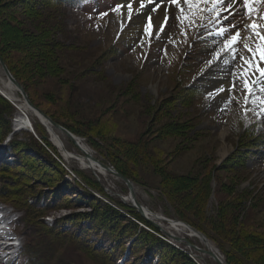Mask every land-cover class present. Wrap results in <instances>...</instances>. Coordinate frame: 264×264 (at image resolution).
Returning <instances> with one entry per match:
<instances>
[{"label":"rangeland","instance_id":"374dc122","mask_svg":"<svg viewBox=\"0 0 264 264\" xmlns=\"http://www.w3.org/2000/svg\"><path fill=\"white\" fill-rule=\"evenodd\" d=\"M134 3L142 10L123 15ZM250 3L251 13L243 0L230 8L200 4L201 12L183 0L179 6L171 0H0V51L29 99L65 121L100 162L131 172L141 204L205 234L228 264H261L254 259L264 255V78L254 71L264 67L258 51L264 42L246 27L254 23L264 35V0ZM161 7L167 20L155 32ZM134 17L142 27L133 23L137 36L122 40ZM228 20L243 39L223 50L228 36L217 33L232 30ZM240 56L252 61L246 74L255 83L247 99ZM6 78L0 65V83ZM233 82L234 91L217 93ZM0 95V136L11 129L0 140V203L20 210L11 228L25 245L18 261L0 264H114L122 255L117 264H190L185 255L216 264L190 249L192 242L202 249L199 240L171 230L182 239L174 242L152 224L159 231L136 223L129 208L140 213L124 180L113 173L99 177L61 158L54 146L58 157L39 120L31 115L37 134L18 129L23 111ZM252 96L257 117L248 126L243 113ZM62 135L67 148L79 152ZM170 181L171 193L164 189ZM27 213L36 222L29 230ZM52 220L59 238L49 234ZM141 224L154 235L140 232Z\"/></svg>","mask_w":264,"mask_h":264},{"label":"bare ground","instance_id":"6f19581e","mask_svg":"<svg viewBox=\"0 0 264 264\" xmlns=\"http://www.w3.org/2000/svg\"><path fill=\"white\" fill-rule=\"evenodd\" d=\"M137 4L138 3L132 4L130 10L129 9L123 10V15H125L126 17L127 16L131 17L134 12L141 11L142 9H141L140 5H137ZM167 15H168V13H167V11H165V9L163 7L159 8L156 16L154 17L155 32L158 30V27L161 24H163L164 21L167 20L166 19ZM128 19H126V20H128ZM129 23L130 24L126 27V29H124L121 32L120 37L122 38V40H127V39L133 40L137 36V31H136L137 26H134L133 23L140 25V28L142 27L141 26L142 22L138 18H135V17L132 18L131 22H129ZM112 28H115L114 25H112ZM116 32H117V30H116ZM221 82L223 84V81H221ZM220 84L221 83H219V85ZM228 85H229V83H228ZM18 91H19V89L16 87V85L13 83V81L10 78L7 77L5 80L1 79L0 93L3 94L4 96H6L8 99H10L12 102H14L17 105V107L21 110V112L23 111L22 112L23 114L18 113V115L16 116L17 117V120H16L17 124L16 125H17L18 129H26L27 130L29 127L28 126L29 123H32V127H33L35 133L37 134L35 124L33 121L34 118L32 117L34 115L35 118H37L39 120L41 125H43L45 127L46 132H48V135L50 136L49 141L51 143H53V146H55L59 150L63 159H65L67 161L74 159V160L78 161L84 169L93 170L95 172V174L99 177L112 174V172H110L109 169L104 167L102 162H100L98 159H92L90 157V154H93L92 150L90 149L89 145L87 146V144L84 143L78 136H75V138L78 142V143H75V145L80 149V150L78 149L79 152L70 151L67 148L66 142H65L64 137L62 135V133H64V132H62L58 128H55L36 109L31 107L28 104L26 98L23 97L22 93L20 92L22 95V96H20L19 95L20 93ZM226 92H224V93H226ZM245 105H246L245 106L246 108L244 109L245 114L243 113V118L245 119V124L249 126L250 124L253 123V121L257 117L255 112H254V108H253V96L251 98H249L248 100H246ZM37 124L39 125V123H37ZM21 126H24V127H21ZM227 152H228L227 149H224V151L221 154L222 155L221 157H224L227 154ZM3 154H4V149H0V160L1 161L3 160L2 157H4ZM0 164H1V162H0ZM133 190H134V186H133ZM134 195H135V191H134ZM135 198H136V200L138 199L136 197V195H135ZM137 203H140V202L137 200ZM141 205H142V209L140 208V212L144 214V216L142 215L143 219L148 217L151 220L158 223L160 225V227H157V228L162 232L163 231L166 232L167 235L169 234V237L172 238L173 241L175 240L177 242H181L182 239H181V237H179L177 234H175L171 230H173V231L175 230L177 233H179L181 235L182 234L185 235L184 238H186V240H190V239L195 238V239L199 240V242L204 244V247L202 249H205L207 252L212 253V255L210 253H206V254L212 258L213 262H215L216 264H228L226 262V260L224 259V257L222 256V254L218 251L216 246L206 236H203L200 232H199L200 235L197 234L196 231L193 230L194 228L189 227L188 225H186V223H184L182 221L171 220V219L166 220L167 217H165L164 215H161L160 213H156V212L152 211L149 207L145 206L144 204H141ZM0 208L2 209L3 212H5V215L10 214V212H11L10 210H5V208H3V207H0ZM165 222L168 223V226L163 225ZM14 228H15V226H14ZM173 235H174V238H173ZM5 236H6V233L1 231L0 232V239L4 238ZM186 242H188L187 245H191L189 243V241H186ZM199 248L200 247L198 245H195L192 242V246L190 247V249H194V250H196L195 252L201 253L200 255L203 257L204 252H200Z\"/></svg>","mask_w":264,"mask_h":264},{"label":"snow or ice","instance_id":"6c2138e0","mask_svg":"<svg viewBox=\"0 0 264 264\" xmlns=\"http://www.w3.org/2000/svg\"><path fill=\"white\" fill-rule=\"evenodd\" d=\"M232 2H233V0H227V3H225V0H183V4L187 5L189 10L195 9L196 12H201V11L206 10V9H201L199 7L200 4L212 3L215 6H219V5L223 4L225 7L230 8ZM171 3L172 4H176L177 6H179L180 0H171ZM243 3L248 7L249 13H251L253 9L251 7L250 0H243ZM211 11H215V7L213 9H211ZM216 15H217V18H220L221 12H217ZM232 15H234V14H232ZM186 19H188L189 22H193L192 17H186ZM224 19L227 20L228 18L224 17ZM228 23L231 25V29L232 30H235V29L238 28V26L236 24H233L231 20H228ZM246 27L250 28L255 33V36L258 37L262 42H264V35H262L261 32L256 31L258 25L253 23V24L247 25ZM150 28H151V24H149V26L146 29V31L150 30ZM232 30L226 29L224 27H220V29H219V31L217 33L218 35L227 34V36H228V38L225 40L224 49L223 50H232L233 48L238 47L239 44L241 43L242 39H243L240 36V32L238 30H235V31H232ZM243 48L248 53H253V49L247 43L243 44ZM258 51L261 52V57L260 58H261V61L264 62V43H262L260 45ZM239 59L243 60V64L241 65L240 75L242 77H244V79H243V89L242 90L246 93L245 99H247V96L253 95L252 87L254 86V83H255L250 78H248V76L246 74V69H247V67L249 65L252 64V61H251V59H245L242 56H240ZM225 63H227V61H225ZM254 71L258 72L261 78H264V67L254 68ZM236 87H237V85L235 84V82H233L231 84V87L229 89H227V90L223 86L218 88L217 89V93L226 92V91H234ZM260 91L264 92V87H262L260 89ZM260 103H261V105H264V97L260 98Z\"/></svg>","mask_w":264,"mask_h":264},{"label":"trees","instance_id":"16d2710c","mask_svg":"<svg viewBox=\"0 0 264 264\" xmlns=\"http://www.w3.org/2000/svg\"><path fill=\"white\" fill-rule=\"evenodd\" d=\"M0 54L2 55V57L4 58V60H5V62H6V64L8 65V63H7V61H6V59H5V57H4V55H3V53L0 51ZM8 67H9V70L13 73V71L11 70V68H10V66L8 65ZM18 80H19V78H18ZM1 96V95H0ZM4 98V97H3ZM5 100H6V98H4ZM4 99H1L2 100V102L1 103H3V106H5L6 108H10L11 109V105H10V103H8V102H6ZM32 99V98H31ZM8 101V100H7ZM32 102L37 106V107H39L42 111H44V113H46L48 116H50L54 121H56L57 123H59L60 125H62V126H64V127H66L67 129H69L71 132L73 131V129L69 126V125H67V123L65 122V121H62V119L61 118H58L56 115H54V114H51L50 112H48L47 110H45L43 107H41L38 103H36L34 100H32ZM34 124H35V128H36V131L37 130H39V126L37 125V123H35V121H34ZM10 128L8 129V130H6L4 133H3V135L2 136H0V140L1 141H3V140H5V138L7 137V135L9 134V132H10ZM76 132H77V130H76ZM42 133V132H41ZM73 133V132H72ZM13 142H15L14 141V139H13ZM50 145H51V143H49ZM51 147H52V149L54 150V152L56 153L57 151L54 149V146H52L51 145ZM57 154V156L58 157H61L60 155H59V153H56ZM117 155V154H116ZM62 158V157H61ZM4 169V168H3ZM116 169L121 173V174H123L124 176H126L127 178H129V179H133L132 178V174H131V172H128L125 168H121V167H118V166H116ZM67 171H66V169L63 167L62 168V173H63V175H66L67 173H66ZM174 185H175V183H173L172 181H170L169 183H167V184H165V187H164V189L167 191V192H170V191H172V190H174ZM102 193V192H101ZM100 193V194H101ZM171 193V192H170ZM6 195H9V194H6ZM4 201H13L11 198L9 199L8 197H6V196H3V198H2ZM112 202V201H111ZM113 204H115V206H123L122 204L123 203H114V202H112ZM108 204H110L109 202H108ZM14 206H17V205H15L14 204ZM18 207V206H17ZM19 208V207H18ZM128 209V208H127ZM129 210H130V212L131 213H129L130 215H133L135 218H138V220H136V223H138L139 221L140 222H143L144 224H147L148 226H151V228H153L154 230H155V232L158 230L157 228H155V227H153L150 223H148L147 221H145L144 219H142L141 217H140V215H138V213H135L134 211H133V213H132V210L129 208ZM84 216H86V218L88 219L89 217H90V215H88V214H86V215H84ZM31 219V216H30V213H27V215H26V217L23 219L24 220V222H25V225H26V227H27V229L29 230L31 227H35L33 224L34 223H36L34 220H30ZM40 223H42L41 221H40ZM139 224V223H138ZM37 225V224H36ZM193 226H195V227H197L198 229H200V230H202V231H204L206 234H208V232L205 230V229H203V228H201V227H199V226H197V224H192ZM58 226H57V224H55V225H52V228H51V230H49V234L51 235V236H53V238H59L60 236H62V233H60L59 231H56V228H57ZM139 228H141L140 229V232H144L145 234H147V235H151V237L154 235H152V233L149 231V229H146V228H144V227H139ZM159 231V230H158ZM136 239H137V237H136ZM172 245H174V244H172ZM88 245H86L84 248H87V249H92V247L91 246H89V247H87ZM175 247V246H174ZM132 248V247H131ZM28 249V248H27ZM173 249H175V248H173ZM178 249H181L180 247L178 248ZM133 250V249H132ZM183 249H181V251H182ZM29 251V250H28ZM134 252V251H133ZM103 255H104V253H103ZM134 256V255H133ZM188 255H185V257H186V259H187V261L190 263V264H196L191 258H189V257H187ZM258 257H260V256H256V258L254 259V260H256L257 262H259V263H261V264H264V255L262 256L263 257V259L261 260L260 258L258 259ZM133 258V257H132ZM114 264H116V263H114Z\"/></svg>","mask_w":264,"mask_h":264},{"label":"water","instance_id":"95a60500","mask_svg":"<svg viewBox=\"0 0 264 264\" xmlns=\"http://www.w3.org/2000/svg\"><path fill=\"white\" fill-rule=\"evenodd\" d=\"M0 65L3 69V71L5 72V74L7 75L8 78H10L13 83L16 85V87L19 89V92L22 93L23 97L26 98L28 104L33 107L34 109H36L46 120H48L55 128L60 129L62 132H64L70 139H72V141H74V143H78L75 135L68 130L66 127L60 125L59 123H57L56 121H54L50 116H48L46 113H44V111H42L39 107H37L36 105H34V103L29 99V96L26 92V90L24 89V86L14 77V75L11 73V71L9 70V68L7 67L6 62L4 61V59L1 57L0 55ZM29 128H31V130H34L32 127V123H29ZM90 157L92 159H97L93 154H90ZM104 167L109 169L113 174L117 175L118 177H120L122 180H124L128 186V190H129V196L131 198V201L133 202V204H131V207L133 208H137L138 212L140 213V215L142 216V213L140 212V208L142 209V205L140 203H137V200L135 198L134 195V190H133V183L130 179H128L126 176H124L123 174H121L119 171H117L114 166H109L106 163H103ZM143 217V216H142ZM146 221L150 222V224H152L155 227H160V225L158 223H156L155 221L151 220L150 218L146 217L144 218ZM198 231V230H197ZM200 232V231H198ZM202 235L203 233L200 232ZM205 235V234H204ZM203 235V236H204ZM169 236V234H168ZM206 236V235H205ZM174 238V235H173ZM200 251L204 252V253H210L212 255L211 252H207L205 249H201L199 248Z\"/></svg>","mask_w":264,"mask_h":264}]
</instances>
